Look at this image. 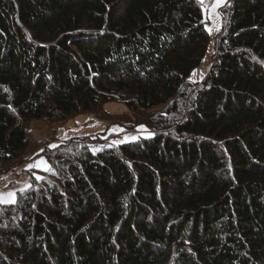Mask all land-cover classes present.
I'll use <instances>...</instances> for the list:
<instances>
[{
    "label": "trees",
    "instance_id": "1",
    "mask_svg": "<svg viewBox=\"0 0 264 264\" xmlns=\"http://www.w3.org/2000/svg\"><path fill=\"white\" fill-rule=\"evenodd\" d=\"M210 40L200 0H0V176L35 120L119 102L145 127L48 145L52 178L0 203V264H264V0H230L193 83Z\"/></svg>",
    "mask_w": 264,
    "mask_h": 264
},
{
    "label": "rangeland",
    "instance_id": "2",
    "mask_svg": "<svg viewBox=\"0 0 264 264\" xmlns=\"http://www.w3.org/2000/svg\"><path fill=\"white\" fill-rule=\"evenodd\" d=\"M200 3L203 7L204 22L211 35V40L204 61L194 69L189 77V80L193 83L202 81L212 66L216 37L227 19L230 0H222L219 4L216 3V0H203V2L200 0ZM134 121L135 118L132 117L125 104L110 102L96 112L83 113L66 121L35 120L31 122L29 131L32 142L27 159L15 163L16 165L10 168V172L25 168L28 170V176L21 183H11L8 179L9 171L7 175L5 173L0 176V196H3V199H8L7 193L16 192L17 198V191L21 190V186H30L42 179L52 178L54 164L47 156V153L50 152V149H47L48 145L71 139L98 138L100 136L103 138L102 141L92 143L94 144L93 150L99 151L111 145L134 140L140 135H144L145 127L141 128V124L136 125L135 131L128 127L133 126V124H130ZM41 161H46V166L40 165ZM30 165L31 167H29Z\"/></svg>",
    "mask_w": 264,
    "mask_h": 264
},
{
    "label": "built area",
    "instance_id": "3",
    "mask_svg": "<svg viewBox=\"0 0 264 264\" xmlns=\"http://www.w3.org/2000/svg\"><path fill=\"white\" fill-rule=\"evenodd\" d=\"M28 176V170L23 168V169H18L10 172L8 174V179L11 183L15 182H23Z\"/></svg>",
    "mask_w": 264,
    "mask_h": 264
},
{
    "label": "snow or ice",
    "instance_id": "4",
    "mask_svg": "<svg viewBox=\"0 0 264 264\" xmlns=\"http://www.w3.org/2000/svg\"><path fill=\"white\" fill-rule=\"evenodd\" d=\"M201 2H203V0H201ZM221 2H222V0H216L217 4H219ZM140 127L144 128L143 125H141ZM40 165L46 166V161H41ZM40 165H37V166H40ZM29 167H31V165ZM46 170H47V168H46ZM7 197H8V199L5 200V199H3V196H0V202H5V203H14L15 202L14 201V193H12V192L7 193Z\"/></svg>",
    "mask_w": 264,
    "mask_h": 264
},
{
    "label": "crops",
    "instance_id": "5",
    "mask_svg": "<svg viewBox=\"0 0 264 264\" xmlns=\"http://www.w3.org/2000/svg\"><path fill=\"white\" fill-rule=\"evenodd\" d=\"M26 187H28V186H21L20 187V189H24V188H26ZM15 198H16V192L14 193V201H15ZM5 199V198H4ZM6 200V199H5ZM1 203H5V202H1Z\"/></svg>",
    "mask_w": 264,
    "mask_h": 264
}]
</instances>
